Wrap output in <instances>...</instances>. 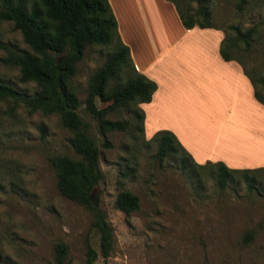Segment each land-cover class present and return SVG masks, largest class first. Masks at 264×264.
I'll return each mask as SVG.
<instances>
[{
  "label": "rangeland",
  "instance_id": "rangeland-1",
  "mask_svg": "<svg viewBox=\"0 0 264 264\" xmlns=\"http://www.w3.org/2000/svg\"><path fill=\"white\" fill-rule=\"evenodd\" d=\"M176 1L184 11L198 7L196 0ZM211 11L212 24L230 38L235 35L230 26L255 29V42L248 51L240 42L238 57L255 77H264V0H251L241 11L236 0H213ZM0 40L27 49L12 22H0ZM4 57L0 50V80L33 94L35 84L20 83L18 68L4 64ZM105 61L104 50L89 47L72 78L82 101L79 114L100 151L103 180L92 196L114 230L110 257L93 264H264V173L250 174L249 180L235 174L220 188L210 167L191 173L169 159L158 165L157 145L138 132L134 107L97 100L107 109L106 120L126 123L125 130L102 134L83 101ZM71 136L54 114H31L0 101V264H54L58 243L68 248L67 264H86L89 247L99 252L92 211L59 193L48 160L79 159L68 143ZM121 190L139 198V210L128 217L115 207Z\"/></svg>",
  "mask_w": 264,
  "mask_h": 264
},
{
  "label": "trees",
  "instance_id": "trees-1",
  "mask_svg": "<svg viewBox=\"0 0 264 264\" xmlns=\"http://www.w3.org/2000/svg\"><path fill=\"white\" fill-rule=\"evenodd\" d=\"M176 9L184 28H215L225 37L220 46L224 61H236L250 80L254 98L264 106V77H255L238 57L240 42L247 45L255 42L256 31L250 28L242 32L238 26H230L233 38L225 29L212 24L211 4L213 0H196V9L186 11L176 0H167ZM241 11L251 0H236ZM0 22H12L27 49L0 40V50L5 57L1 61L19 70V82L34 83L33 94L20 93L0 80V101H10L14 106L22 105L29 113L58 116L61 126L72 136L68 143L79 159L68 156L50 157L57 178V189L67 200L92 211L91 230L98 236L99 252L91 247L87 250L86 264H93L98 257L106 261L114 248V230L106 214L92 205L91 193L103 180L100 151L89 133V126L79 114L82 101L73 86L72 78L77 64L89 47H100L106 53L104 65L90 78L85 93L86 111L98 120L99 130H125L126 123L105 119L107 109H100L97 100L113 106L134 107L138 118V132L144 137V113L139 105L149 103L156 91V83L140 74L134 67L129 48L120 39L117 21L108 0H0ZM157 145L154 157L158 165L169 159L182 172L193 173L194 169L210 167L217 172L214 177L220 188L233 182L235 174L249 180L250 174L264 173V168L233 170L223 163L196 164L181 146L174 134L159 131L147 141ZM108 147L109 144H104ZM193 170V171H192ZM195 172V171H194ZM248 188L252 189L251 183ZM139 198L127 190L118 192L115 207L126 217L139 210ZM68 248L63 243L54 247V264H67Z\"/></svg>",
  "mask_w": 264,
  "mask_h": 264
},
{
  "label": "crops",
  "instance_id": "crops-1",
  "mask_svg": "<svg viewBox=\"0 0 264 264\" xmlns=\"http://www.w3.org/2000/svg\"><path fill=\"white\" fill-rule=\"evenodd\" d=\"M135 69L156 83L144 137L176 136L198 165L264 168V106L236 61H224L215 28L186 29L166 0H108Z\"/></svg>",
  "mask_w": 264,
  "mask_h": 264
},
{
  "label": "water",
  "instance_id": "water-1",
  "mask_svg": "<svg viewBox=\"0 0 264 264\" xmlns=\"http://www.w3.org/2000/svg\"><path fill=\"white\" fill-rule=\"evenodd\" d=\"M90 200L92 201V205H93L94 207H96V206H97V203H96V200L94 199V197L92 196V193H91V195H90Z\"/></svg>",
  "mask_w": 264,
  "mask_h": 264
}]
</instances>
